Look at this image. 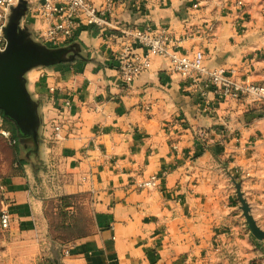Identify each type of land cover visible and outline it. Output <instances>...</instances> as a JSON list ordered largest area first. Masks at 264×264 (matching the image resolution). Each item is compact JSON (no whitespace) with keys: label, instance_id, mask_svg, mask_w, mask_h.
<instances>
[{"label":"crops","instance_id":"1","mask_svg":"<svg viewBox=\"0 0 264 264\" xmlns=\"http://www.w3.org/2000/svg\"><path fill=\"white\" fill-rule=\"evenodd\" d=\"M146 1L123 0L112 20L187 32L181 49L201 46L208 68L234 67L237 79L264 76V0H245L230 12L231 5L221 7V0H199V8H192V0H165L155 8ZM94 2L99 6L103 0ZM208 25L213 29L207 37ZM197 28L201 33H193ZM99 33L85 26L79 38L99 48ZM100 50L105 64L76 62L53 73H31L35 93L46 98L43 132L51 166L45 180L58 195L80 193L91 200V234L66 243L61 252L55 244L49 259L58 264L247 263L250 252L241 246L235 192L217 153L223 149L219 134L244 129L238 120L244 106L222 98L214 114H207L204 96L212 91L173 73L161 57L121 94L118 61ZM256 52L263 53L255 68L248 63ZM51 87L56 88L52 95ZM66 96L73 104L69 110L62 106ZM144 101L154 106L156 124L141 110ZM62 119L65 128L58 138L54 124ZM153 175L161 176L158 186H142ZM21 192L16 195L23 198ZM23 220L28 221L26 212Z\"/></svg>","mask_w":264,"mask_h":264},{"label":"built area","instance_id":"2","mask_svg":"<svg viewBox=\"0 0 264 264\" xmlns=\"http://www.w3.org/2000/svg\"><path fill=\"white\" fill-rule=\"evenodd\" d=\"M18 0H0V49L5 46L2 35L5 13L9 5ZM29 11L27 14L29 27L36 37L49 47H59L74 41H80L79 33L85 26L96 27L100 31L101 45L106 58L118 61V73L120 76L119 92L128 91L135 79L144 71L151 68L154 57H161L168 63L169 69L190 84L200 82L203 89L209 88L213 95L204 96L203 109L207 114H214L216 107L222 98L234 102H246L252 104L255 101L264 102V76L250 73L244 78H235V68L219 66L208 68L206 56L201 47L191 50H182L181 45L190 34H176L166 25L146 22L143 25L119 24L112 20L115 6L123 0H103L97 6L94 0H27ZM139 1V0H136ZM233 1V6L242 7L245 0ZM165 0H147V7L154 8ZM199 0H192V8L200 7ZM150 5V6H149ZM201 33L200 28L193 33ZM211 32L207 31L206 36ZM82 43V42H81ZM103 47V48H102ZM101 51V50H100ZM102 54V53H101ZM56 88L51 87L50 92ZM141 110L146 114L152 124H156V113L150 102H142ZM62 106L69 110L73 106L71 98L64 97ZM64 119L54 124V135L62 138L65 128ZM0 135L7 139L10 145H16L17 139L9 130L1 125ZM171 146L177 152V142L169 137ZM251 138L241 130H231L225 134H219L218 143L222 147L227 144L240 155H246ZM232 152V150H230ZM165 170L163 175H166ZM161 176L153 175L143 183L146 188L155 189ZM5 186V185H3ZM12 216L7 205L1 208L0 226L10 229ZM68 255L69 251L64 250Z\"/></svg>","mask_w":264,"mask_h":264},{"label":"rangeland","instance_id":"3","mask_svg":"<svg viewBox=\"0 0 264 264\" xmlns=\"http://www.w3.org/2000/svg\"><path fill=\"white\" fill-rule=\"evenodd\" d=\"M221 1V7L231 5L227 9L228 12L231 9L234 10L235 7L232 6L229 0ZM25 19L28 21L27 17ZM212 27V25H208L209 32H212ZM81 42L89 53L94 49L99 50L98 47H92L90 44ZM250 53L252 54L253 52ZM256 53L258 57L253 56L252 61L248 63L255 66V68L256 65H259L257 60L258 62L262 61L260 56L263 52ZM17 65L23 66L25 64L18 61ZM260 70L264 71V67ZM253 72L256 71L253 70ZM52 94H54V91L50 95ZM234 103H236V107L244 106L245 108V110L239 112L238 117L240 119L238 120L240 123H244V129H246L241 131L248 134L251 138V142L248 144L249 150L246 155H240L227 144L225 148L221 146L223 148L222 151L218 150L217 153L220 152L222 154L219 158L221 160L219 162L220 167L227 171L228 176L231 178L230 188L235 192L233 201L237 203L236 213L240 220V229H242L243 234L241 246L243 250L250 252V258L247 263L243 264H264V238L257 239L247 227L245 217L239 207L240 202L236 196L235 188V182H240L241 192L249 203L250 212L256 223L264 230V102L255 101L252 104L246 102ZM6 111L17 120L25 134L35 131L36 120L32 107L26 100L18 101ZM241 117L243 118L241 119ZM245 125H249L248 128ZM14 148L17 149L16 145H10L7 139L0 135V212L1 208L7 205L11 216L13 215L10 229L5 230L0 226V264H52L49 259L52 246L58 244L60 251L63 246L57 238V234L61 235V230L58 231L54 227L56 222L54 212L57 202L53 200L48 203L47 201L54 198L55 195H59L52 181L45 180V175L48 172H45L46 167L44 166H42L43 168L41 166L37 167L36 172L34 169L33 178L29 181L24 165L25 162L19 159L18 151H16L15 156ZM212 150L211 153L214 152L212 154H215V149ZM15 158L22 162V165H17ZM8 185L15 190L12 191L10 196L9 192L11 189L7 193L9 190ZM21 191L24 192L23 198L16 195V192L22 193ZM90 202L91 200L88 197H84L80 201L81 211L84 215L90 216ZM44 206L45 209L48 206L52 210L43 212ZM25 212L28 214V221L23 220Z\"/></svg>","mask_w":264,"mask_h":264},{"label":"water","instance_id":"4","mask_svg":"<svg viewBox=\"0 0 264 264\" xmlns=\"http://www.w3.org/2000/svg\"><path fill=\"white\" fill-rule=\"evenodd\" d=\"M28 11V1L18 0L17 3L9 5L5 13L2 28L5 47L0 49V121L6 120L15 127L18 157L25 162L27 176L31 181L34 169L44 166L49 170L51 166L43 132L46 98L35 93L31 73L38 69L53 73L76 62L105 64V60L99 50L94 49L89 53L80 41L59 47L45 45L31 30L29 22L25 23ZM18 61L25 65H17ZM20 100H26L31 105L36 120L35 131L30 134H25L17 120L6 111ZM45 176L48 177V173ZM235 188L247 227L257 239H263L264 230L251 214L249 203L241 192L240 182H235ZM51 262L58 264L56 259Z\"/></svg>","mask_w":264,"mask_h":264},{"label":"trees","instance_id":"5","mask_svg":"<svg viewBox=\"0 0 264 264\" xmlns=\"http://www.w3.org/2000/svg\"><path fill=\"white\" fill-rule=\"evenodd\" d=\"M1 125L10 131L13 137H16V129L15 127L8 121L4 120L1 122ZM17 147V145H16ZM17 149L14 148V153L16 156ZM15 163L17 165H22L17 158H15ZM86 196L77 193V194H66L59 195L51 198L47 202L56 201V208L54 212V216L56 218V222L54 223V227L60 231L61 235L57 234V238L61 241V245L64 246L66 243L78 240L83 238L89 234H91L93 230V222L92 217L88 215H84L81 211L80 201ZM77 199V200H76ZM79 201V204H78ZM50 207H43V212L51 211Z\"/></svg>","mask_w":264,"mask_h":264},{"label":"flooded vegetation","instance_id":"6","mask_svg":"<svg viewBox=\"0 0 264 264\" xmlns=\"http://www.w3.org/2000/svg\"><path fill=\"white\" fill-rule=\"evenodd\" d=\"M39 167V166H38ZM35 172H36V170H35Z\"/></svg>","mask_w":264,"mask_h":264}]
</instances>
